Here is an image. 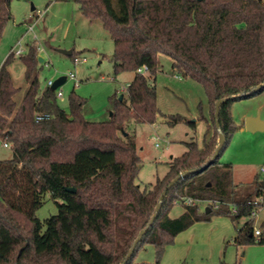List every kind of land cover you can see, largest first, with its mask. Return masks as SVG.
Segmentation results:
<instances>
[{
  "label": "trees",
  "instance_id": "1",
  "mask_svg": "<svg viewBox=\"0 0 264 264\" xmlns=\"http://www.w3.org/2000/svg\"><path fill=\"white\" fill-rule=\"evenodd\" d=\"M73 1L87 20L100 21L109 32L115 72H132L134 79L127 97L110 99V120L93 122L84 116L86 101L74 92L66 111L57 91L41 88L44 64L34 44L20 57L11 53L2 64L0 140L11 145L13 158L0 161V264H147L142 253L148 246L156 254L153 264H160L179 234L214 215L229 218L238 229L235 244L264 245L252 237L249 218L250 202L264 190V180L256 176L249 184H235L233 165L221 159L240 128L233 103L264 93V88L255 92L264 85V0ZM12 2L0 0V42L13 20ZM162 56L171 60L175 75L203 87L216 134H205L202 144L186 143L187 152L170 161L167 174L141 189L136 184L141 158L131 127L155 125L161 118L171 125L184 121L158 107L151 81ZM18 63L25 87L14 79ZM143 68L146 74L139 73ZM224 99L219 130L215 106ZM38 114L51 119L36 123ZM220 132L226 142L211 163ZM188 171L196 172L168 190L157 212L162 193ZM47 195L62 204L56 216L41 222L36 213ZM196 202H208L211 211L201 213ZM178 207L183 213L171 217Z\"/></svg>",
  "mask_w": 264,
  "mask_h": 264
},
{
  "label": "rangeland",
  "instance_id": "2",
  "mask_svg": "<svg viewBox=\"0 0 264 264\" xmlns=\"http://www.w3.org/2000/svg\"><path fill=\"white\" fill-rule=\"evenodd\" d=\"M11 8L13 20L7 25L0 42V68L17 45L20 44V48L26 53L29 46L34 44L39 57L50 65L49 68L44 66L40 74L41 88H47L49 80L56 81L70 72L75 73V80L69 78L59 88L63 95L59 98L60 107L69 110V97L74 92L86 101L84 116L87 120L108 122L112 107L110 99L115 95L119 99L126 96L134 73L115 72L114 42L103 24L100 21L87 20L73 0H13ZM29 27L34 30L30 32ZM59 49L74 50L75 56L86 58L87 63L75 67L72 58L59 53ZM20 66L21 64H16L12 72L17 85L25 87L24 70ZM151 82L157 88L160 111L168 116H182L184 121L171 125L161 118L155 125L131 127L136 131L137 153L141 158V171L136 181L141 189L156 183L167 174L172 158L187 152L186 143L195 140L202 144L205 134L209 137L216 134V126L210 115L211 107L203 87L193 80L175 75L169 58H160V70ZM207 104L209 115L204 108ZM260 106L263 113L261 115L258 111L257 115L264 118V93L234 102L231 109L234 121L242 124L249 117L243 118L244 114ZM190 123L197 126L195 130ZM4 142L0 141V161L13 158L12 148L3 147ZM221 159L232 163L235 184H249L256 176L263 181L264 173L261 169L264 168V132L253 134L247 131L240 133L238 130ZM58 204H62V201L56 202L47 195L45 205L37 211L36 217L44 222L56 216L59 213ZM196 204L201 213H206L208 202ZM177 210L178 213L173 212L171 217H179L183 208L178 207ZM218 217L222 216L214 215L210 222ZM210 222H204L202 229L209 230L210 226L206 225ZM242 225L243 221L237 227ZM233 231L236 233L235 228ZM206 234L194 242L193 252L185 260L186 264H264V245H237L231 238L228 240L230 242L227 241L229 244L223 243L220 246L219 239ZM147 249L142 256L150 260L147 264H153L156 260L154 248L148 246ZM212 254L214 263L210 259Z\"/></svg>",
  "mask_w": 264,
  "mask_h": 264
},
{
  "label": "crops",
  "instance_id": "3",
  "mask_svg": "<svg viewBox=\"0 0 264 264\" xmlns=\"http://www.w3.org/2000/svg\"><path fill=\"white\" fill-rule=\"evenodd\" d=\"M207 106H208V104L206 106H204V108L206 109ZM206 111H207V115H209V111L207 109H206ZM252 111H253V113H252ZM258 111H260V114L262 115L263 111L261 109V106L256 110H251V112L245 113L243 118H245V116L254 117L257 115ZM261 119L263 120L264 118H261ZM159 122H160V119H159ZM238 126L240 127L239 128L240 133L247 131L246 127H245V120L243 121L242 124H238ZM223 162H225V161H223ZM225 163H229V162H225ZM233 171H234V167H233ZM234 174H235V171H234ZM177 209L178 208H176V210H174V212L175 211L177 212L178 211ZM182 213H183V211L180 213V215ZM233 225L234 224L232 223V221L229 218H223V217H218L215 221H212L209 224H207L206 226H210L209 230L208 229H202V226H205L204 223H196L191 228H189L188 230H186L185 232H182L181 234H179L177 236V238L175 240V244L173 246H169L166 249V252H165V255L163 257V260L161 261V264H186L185 260L193 252L194 242L196 240L201 239L204 236V233L205 234L207 233L206 235L210 234L209 237H216V239H219L218 241L220 243V246H222L223 243L230 242L228 240L231 238L233 239L232 241H234L235 238L237 237L238 229L235 227V225L233 227ZM234 228L236 229V233H234L235 231H233ZM210 247L213 248V245H210ZM210 252L214 253L212 250ZM210 257H211L210 259L212 260V263H214L213 262L214 261V255L212 254Z\"/></svg>",
  "mask_w": 264,
  "mask_h": 264
},
{
  "label": "water",
  "instance_id": "4",
  "mask_svg": "<svg viewBox=\"0 0 264 264\" xmlns=\"http://www.w3.org/2000/svg\"><path fill=\"white\" fill-rule=\"evenodd\" d=\"M34 10V8H33ZM59 53L67 56V57H72L73 55V51L72 50H61L59 49L58 50ZM39 62L40 63H43V58L39 57ZM66 83V77H60L59 79H57L53 86L51 87V89L53 91H57L63 84ZM262 88H264V85H261L259 86L256 90V91H259L261 90ZM123 99V96L120 97V100ZM226 99L224 100H220L217 102L216 106H215V120H216V123H217V127L218 129L220 130L219 128V125H218V119H219V115H220V108L221 106L226 103ZM245 127H246V130L250 133H258V132H264V120L261 119L260 115H257V116H254V117H247L245 119ZM225 142H226V138L224 136L223 133L220 132V136H219V145L214 153V156L212 158V162H214V160L217 159V157L219 156L220 152L222 151L224 145H225ZM196 171H188V172H185L183 174H181L178 178H176L174 181H172L170 183V185L167 187V189L162 193L161 195V198H160V201H159V204L157 206V212L161 209V206H162V202L164 200V198L166 197L167 195V192L170 188H172L179 180L191 175L192 173H194ZM262 185L264 186V182L262 183ZM69 192H72V193H75V189H67ZM211 210L210 209H207V212L209 213ZM157 218V214H155L149 224V226L143 230L139 237L137 238V240L135 241L131 251L129 252L128 256H127V259L125 262L129 261L134 253V250L136 249L137 245L139 244V242L141 241L142 237L144 236V234H146L148 232V230L150 229V227L152 226V224L155 222ZM124 264V263H123Z\"/></svg>",
  "mask_w": 264,
  "mask_h": 264
},
{
  "label": "built area",
  "instance_id": "5",
  "mask_svg": "<svg viewBox=\"0 0 264 264\" xmlns=\"http://www.w3.org/2000/svg\"><path fill=\"white\" fill-rule=\"evenodd\" d=\"M28 30L30 32H32L34 30V28L33 27H29ZM39 50H41V49H39ZM11 53L14 54L15 57H20L25 52L20 48V44H19V45H17V47L15 49H13L11 51ZM72 61H73V64H74L75 67L87 63V59L86 58H82V57H79V56H75L72 59ZM42 64H44V66L46 68H49V66H50L49 62H47L46 60H43ZM146 72H147L146 68H143V69L139 70V73H142V74H146ZM62 77H66V81L69 78H71L73 80L76 79V75L73 72H70L67 76H62ZM54 82H55L54 80H49L47 82V86L48 87H52ZM57 97L58 98H62L63 97L62 92H60L59 89L57 90ZM50 119H51V116L47 115V114H38L35 117L36 123L49 121ZM3 147L11 149V145L8 142H4L3 143ZM261 172L264 173V168L261 169ZM187 204L191 205V204H193V202L191 200H189V201H187ZM250 206H251V211H250L249 218L253 222L251 235H252V237L255 239V241L257 243L264 242V190L261 192V194L259 196H257L252 202H250ZM232 212L236 213V209L232 208Z\"/></svg>",
  "mask_w": 264,
  "mask_h": 264
}]
</instances>
